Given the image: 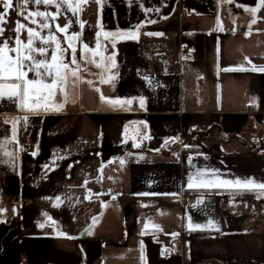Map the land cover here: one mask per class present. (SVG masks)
Segmentation results:
<instances>
[{
    "label": "crops",
    "instance_id": "0c3cea01",
    "mask_svg": "<svg viewBox=\"0 0 264 264\" xmlns=\"http://www.w3.org/2000/svg\"><path fill=\"white\" fill-rule=\"evenodd\" d=\"M213 1L13 0L4 38L58 13L34 46L79 70L47 107L0 101V264H264V215L219 183L264 182V6Z\"/></svg>",
    "mask_w": 264,
    "mask_h": 264
},
{
    "label": "snow or ice",
    "instance_id": "6c2138e0",
    "mask_svg": "<svg viewBox=\"0 0 264 264\" xmlns=\"http://www.w3.org/2000/svg\"><path fill=\"white\" fill-rule=\"evenodd\" d=\"M87 0H23L21 7H26L29 3L35 4L37 7L43 5H55L59 10L62 6H66L65 10L71 11L75 16L76 13L82 8L80 7L81 3H86ZM97 3H100V0H96ZM262 6H264V0H260ZM0 5H3L4 11L0 12V101L8 100L17 104L19 110L25 111H35L43 104L45 101L52 98L56 94L57 88H61L65 84L67 75L69 72L73 76L76 75V72L79 70V65L77 64L76 69H71L70 64H76V60L73 58L70 62L65 63L63 59L64 52L67 49H60L61 55L58 57L56 55L55 49L50 54V59L47 57L49 53L46 48L34 46L37 38L41 39V42L44 45H51V42L55 41L56 37L53 34L57 29L60 32H66L67 29L71 26L72 21L69 24L59 27L58 25L54 28L49 22V17L51 16L52 20L56 19V15L51 14L46 11H35L31 12L28 15L23 16L25 20H28L30 17H37L38 20L33 19L31 22L33 24L40 23L42 29H47L49 36L47 38H42L40 32L36 31L31 27H27L25 24H22L19 20L16 22V27L13 31L16 33L14 38V45L12 41L7 38H4L5 28L4 25L7 23L6 17L8 15V9L13 5V0H0ZM255 13L258 9H250ZM255 23V20H253ZM80 27H84V23L80 24ZM25 31L27 34V43H24L20 39L21 32ZM151 35V33H149ZM99 35V34H98ZM114 33H105V36H115ZM79 34H74V38H78ZM97 45L99 46V40H97ZM71 47V45H69ZM87 48V45H85ZM9 53H14L15 56L10 55ZM34 53H38L39 57ZM72 55H75V49H73ZM100 65L98 64L97 67ZM244 69H224V71H236ZM252 70H256L253 68ZM264 71V69H261ZM33 73L35 78H29L28 74ZM50 81V82H49ZM46 93V95H45ZM103 99V97H102ZM131 103V101H127ZM141 106H143L144 101L141 99ZM59 107L56 106L57 110ZM24 119H27L26 117ZM167 143V142H166ZM189 187H192L191 181L192 177L189 178ZM220 184L233 185L243 190L252 191L254 189L264 190V182H256L255 178H236L235 180H222ZM212 186H219L217 184H212ZM249 186H252L251 188ZM261 195H264V192H258L257 198H260ZM218 230V229H217ZM173 235H176L175 233Z\"/></svg>",
    "mask_w": 264,
    "mask_h": 264
},
{
    "label": "trees",
    "instance_id": "16d2710c",
    "mask_svg": "<svg viewBox=\"0 0 264 264\" xmlns=\"http://www.w3.org/2000/svg\"><path fill=\"white\" fill-rule=\"evenodd\" d=\"M258 192H264L263 190L254 189L252 191L243 190V191H231L223 192L228 193L230 198H233L235 201H240L242 204L246 202H252L254 205V211L250 212L251 215H264V195H261L260 198H257Z\"/></svg>",
    "mask_w": 264,
    "mask_h": 264
},
{
    "label": "water",
    "instance_id": "95a60500",
    "mask_svg": "<svg viewBox=\"0 0 264 264\" xmlns=\"http://www.w3.org/2000/svg\"><path fill=\"white\" fill-rule=\"evenodd\" d=\"M235 1H237V2H250V3H252V4H255L256 3V0H235Z\"/></svg>",
    "mask_w": 264,
    "mask_h": 264
},
{
    "label": "rangeland",
    "instance_id": "374dc122",
    "mask_svg": "<svg viewBox=\"0 0 264 264\" xmlns=\"http://www.w3.org/2000/svg\"><path fill=\"white\" fill-rule=\"evenodd\" d=\"M214 1L213 0H211V4L213 3ZM230 7V6H229ZM232 7H235L234 6V4H233V6ZM234 200V199H233ZM254 208V206H249L247 209H249V210H251V209H253Z\"/></svg>",
    "mask_w": 264,
    "mask_h": 264
}]
</instances>
